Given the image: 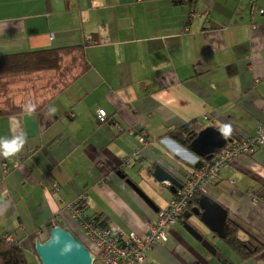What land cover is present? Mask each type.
I'll return each instance as SVG.
<instances>
[{
    "label": "crops",
    "instance_id": "1",
    "mask_svg": "<svg viewBox=\"0 0 264 264\" xmlns=\"http://www.w3.org/2000/svg\"><path fill=\"white\" fill-rule=\"evenodd\" d=\"M249 1L0 0V56L84 45L86 65L34 115H0V137L27 133L20 153L0 156V237L10 235L31 252L29 236L51 223L82 243L67 209L79 197L88 215L141 235L172 195L153 179V168L182 184L197 160L170 134L196 121L200 130L229 124L235 140L254 137L264 125V0L252 10ZM98 110L106 112L104 124ZM140 132L147 134L144 146ZM133 152L139 158L124 165ZM220 176L203 196L226 210L240 240L261 250L240 260L192 216L189 224L220 252L202 248L183 220L148 253L147 264H264V146Z\"/></svg>",
    "mask_w": 264,
    "mask_h": 264
},
{
    "label": "built area",
    "instance_id": "2",
    "mask_svg": "<svg viewBox=\"0 0 264 264\" xmlns=\"http://www.w3.org/2000/svg\"><path fill=\"white\" fill-rule=\"evenodd\" d=\"M249 7L251 10L256 7V0H250ZM259 13L264 14V10L259 9ZM96 120L99 124H104L107 121L106 112L98 110ZM146 137L145 132H140L138 143L144 146ZM260 146H264V125L258 127L254 137L225 144L209 162H202L201 166L193 171L181 184V188L171 195L167 206L157 212L155 221L146 225L141 235L125 234L112 228H100L85 211L79 210L80 204L85 201L83 197H79L67 209L72 213L79 227L82 243L90 253L93 264H147L148 253L154 246L162 245L167 241V232L188 211L191 200L198 194L205 195L209 184L219 182L222 169L240 156H252L256 148ZM138 158L139 152H133L123 164L129 165L132 159ZM2 167L5 168V164H2ZM162 186L169 188L170 184L164 182ZM55 187L53 185L54 189Z\"/></svg>",
    "mask_w": 264,
    "mask_h": 264
},
{
    "label": "trees",
    "instance_id": "3",
    "mask_svg": "<svg viewBox=\"0 0 264 264\" xmlns=\"http://www.w3.org/2000/svg\"><path fill=\"white\" fill-rule=\"evenodd\" d=\"M83 47L84 45L64 48H49L21 54L0 56V99L6 93L5 88L8 82L11 81L12 83L11 79L7 82H1L2 80L29 75H35L36 77V75L39 76L43 73H53L50 75L49 78H51V76L55 74L58 75L59 73H62L61 79L63 80L65 79L63 73L68 69V66L65 68L63 67L64 65H66V58H72L74 55H78L80 60V67L78 72L69 79L62 81L61 87L53 95L44 99L40 103L44 104L46 101H48L50 97H53L56 93H60L67 89L73 82H75L79 78L80 73L86 69L82 52ZM31 89H33L32 86ZM53 89H56L55 86H53ZM24 90L29 91L30 87L24 88ZM10 100L11 98L5 101V107H0V115H13L16 114L18 111L22 112L24 109V105L27 104L29 101L36 104V102L31 99L21 98L16 100V106H12ZM40 104H36V110L39 109L38 107L40 106ZM200 129L201 128L197 125L196 121H192L188 124H185L181 129L174 131L172 134H170V137L177 145L186 149L187 151H190L189 145L191 141L195 138L196 134L200 131ZM227 138L231 139L230 143L238 141L235 140V138L231 135L227 136ZM194 157L197 159V161L194 163L193 166H191L190 169L192 170L186 176L185 180L193 173L195 169L201 166L202 162H209V160H205L204 158H200L195 155ZM185 180L183 182H185ZM201 197H203V195H196L191 200V203L188 206V210L196 207ZM79 210L86 212L85 201L80 204ZM89 216L97 222V225L100 228H112L108 226V224L105 222L104 219H102V217L96 218L95 215ZM99 219L101 220L100 222ZM183 220L184 218L182 216V218H180L178 221ZM52 227L53 224L49 223L45 227V231L40 232L37 235L29 236L28 239L30 241V244L32 245V251L30 252V254H32L36 259L37 256L34 251V243L36 240L45 242L48 239V232ZM238 233L239 229L228 219H226L225 237L223 240L219 241L221 242L220 244L229 248L231 251L237 253L240 260L253 257L261 250V246L259 244L253 243L251 240H240L238 238ZM7 238H10L11 240H8ZM215 248L218 252H220V249L217 246H215ZM24 250H26L25 246L23 244H20L18 241H15L10 235H4L0 237V264H27L24 257ZM216 257L220 258L219 253L216 254Z\"/></svg>",
    "mask_w": 264,
    "mask_h": 264
},
{
    "label": "water",
    "instance_id": "4",
    "mask_svg": "<svg viewBox=\"0 0 264 264\" xmlns=\"http://www.w3.org/2000/svg\"><path fill=\"white\" fill-rule=\"evenodd\" d=\"M231 139L225 137L220 130L213 127H206L200 130L189 145L190 151L200 158L210 160L226 143ZM152 177L159 183L170 184L172 194L181 188V184L160 166L153 168ZM153 209L152 202L135 185L126 178V174L120 177ZM191 216L198 218L218 240H223L226 231L227 212L216 201L203 196L199 199L197 207H194L183 214V229L198 242L209 254L215 255L214 246L201 235L187 220ZM34 251L40 264H93L94 261L86 247L69 231L61 225L53 226L48 232V239L45 242L36 240ZM225 261H222L224 264Z\"/></svg>",
    "mask_w": 264,
    "mask_h": 264
},
{
    "label": "rangeland",
    "instance_id": "5",
    "mask_svg": "<svg viewBox=\"0 0 264 264\" xmlns=\"http://www.w3.org/2000/svg\"><path fill=\"white\" fill-rule=\"evenodd\" d=\"M64 65V64H63ZM68 69L63 73L65 79H61L62 73H59L58 75L55 74L50 77L53 73H43L39 76L36 75H29V76H21V77H15V78H8L5 80H2L1 82H7L10 79L12 80L8 82L5 91L6 93L4 96L0 99V107H5L4 103L6 100L11 98L12 106L17 104L16 100L21 98H28L36 102V104H40L44 99L48 98L49 96L53 95L62 85V81H65L72 77L74 74H76L80 67V60L78 55H74L72 58H66V65L63 67H67ZM55 82V83H54ZM25 86H29L30 90L26 91L24 90ZM31 86L33 89H31ZM53 86H55V90L53 89ZM187 158H190L191 155H189L187 151ZM194 158V156H193ZM189 161V160H188ZM155 188H152L153 191ZM159 194V190H156ZM76 201V200H75ZM74 201V202H75ZM72 202L71 204H73ZM70 204V205H71ZM160 204L164 205V200L161 198ZM69 205V206H70ZM67 208V206L65 207ZM64 208V209H65ZM67 210V209H66ZM71 213V212H70ZM187 223H195V219L191 216L189 220H187ZM178 224L180 228H182V224L176 222L175 225ZM197 224V223H196ZM174 225V226H175ZM173 226V227H174ZM220 248L223 250L222 245ZM32 251V245L30 244V248ZM24 257L27 264H40L38 259H36L28 250H24ZM229 256V255H228ZM98 264V263H96Z\"/></svg>",
    "mask_w": 264,
    "mask_h": 264
},
{
    "label": "clouds",
    "instance_id": "6",
    "mask_svg": "<svg viewBox=\"0 0 264 264\" xmlns=\"http://www.w3.org/2000/svg\"><path fill=\"white\" fill-rule=\"evenodd\" d=\"M37 105L28 102L24 105V111L28 115H34L36 111ZM49 114H55L57 109L55 107L49 108ZM222 134L227 137L231 134L232 128L231 125L225 124L221 128ZM27 143V133H20L18 135H14L12 137H0V156H3L4 158L13 157L16 154L20 153L24 146Z\"/></svg>",
    "mask_w": 264,
    "mask_h": 264
}]
</instances>
